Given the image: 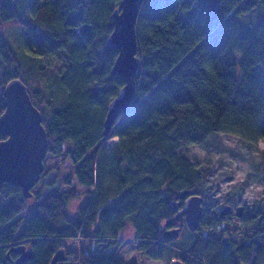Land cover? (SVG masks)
I'll return each instance as SVG.
<instances>
[{"label": "trees", "instance_id": "16d2710c", "mask_svg": "<svg viewBox=\"0 0 264 264\" xmlns=\"http://www.w3.org/2000/svg\"><path fill=\"white\" fill-rule=\"evenodd\" d=\"M120 1L0 0V115L5 86L21 79L42 114L47 154L65 152L73 177L87 187L86 200L71 218L68 202L75 190L61 195L39 190L26 197L21 186L3 183L0 264H16L19 254L8 256V250L20 244L35 253L22 264H49L61 249L77 264H125L117 249L127 225L146 256L219 264L202 257L217 243L213 238L184 224L182 232L197 238L178 252V239L163 241V226L186 198L180 197L184 189L204 197L200 224L222 223V217L205 212L211 190L205 183L214 166L193 164L186 147L220 132L238 135L249 146L264 139V73L254 68L264 63V24L254 35H242L237 19L229 16L264 0H143L136 24L142 66L135 97L104 135L108 104L124 84L123 77L111 74L118 51L106 45ZM86 23L89 30L83 29ZM10 27L25 33L23 46H12L6 33ZM110 135L119 137L113 147L103 143ZM6 137L0 132V141ZM108 177L115 187L103 193ZM249 177L238 189H245ZM242 225L254 232L245 238L250 242L246 259L230 248L234 264H264V258L258 262L264 250V209L246 211ZM68 240L83 243L68 246ZM100 242L107 244L98 248ZM219 244L225 247L224 240Z\"/></svg>", "mask_w": 264, "mask_h": 264}, {"label": "rangeland", "instance_id": "374dc122", "mask_svg": "<svg viewBox=\"0 0 264 264\" xmlns=\"http://www.w3.org/2000/svg\"><path fill=\"white\" fill-rule=\"evenodd\" d=\"M15 1L18 2L20 0ZM229 16L239 22L240 34L254 35L258 26L264 24V5L258 3L243 13L233 11ZM20 30V27H10L6 30L7 37L13 47L25 44V33L20 32ZM235 57L240 60V51H235ZM46 62L50 63L51 58H47ZM254 68L264 73V63H259ZM118 141L119 137L117 135H110L103 143L108 147H113ZM263 145L264 139H260L255 145L249 146L238 135L220 132L211 135L205 143L192 144L186 147L185 154L193 164L200 166L205 162H209L214 166V170L205 183L211 187L210 192H208L210 193L209 199L206 200L208 202L206 213L216 218L221 217L219 215L220 209L226 204L232 205L234 210L236 206L244 205L249 213L264 209V181L261 180V176L264 174V166L260 164L262 159L261 152L264 151ZM257 168H260V170ZM250 173L252 175L249 177ZM73 176V163L65 152L62 155L48 153L45 158L44 174L33 188V191L42 190L43 193L52 191L61 195L66 191L75 190L76 197L68 202L69 215L71 218H75L78 214L79 205L87 198V187L79 184ZM248 177L249 183L241 191L238 186L242 185ZM114 187L115 183L111 177H108L103 193L113 190ZM244 214L245 212L242 216H237L236 212L226 214L222 216L221 225L216 227L207 228L200 224L197 230H201L203 235L217 241V243H213L212 249L206 248L202 256L203 259L213 257L219 264H234L235 254L230 252L233 248L245 259L248 257L250 242L245 240V238L252 235L254 231H247L243 227L242 217ZM120 238L122 243L117 249V255L124 260L125 264H169L167 259H154L139 251L130 225H127ZM196 238V233L181 231L180 237L177 239L182 246H180V249L174 248L175 251L181 252L191 247ZM225 238L228 244L226 245L225 243L224 248H219V241ZM241 242L244 244L241 245ZM82 243L79 240L76 242L67 241L68 246L75 247ZM105 244L107 242H100L98 248L103 247ZM263 258L264 250L261 252L258 262L262 261ZM57 264L77 263L67 260L60 261Z\"/></svg>", "mask_w": 264, "mask_h": 264}, {"label": "water", "instance_id": "95a60500", "mask_svg": "<svg viewBox=\"0 0 264 264\" xmlns=\"http://www.w3.org/2000/svg\"><path fill=\"white\" fill-rule=\"evenodd\" d=\"M251 0H245L249 3ZM143 0H121L113 10V30L106 39L109 48L116 49L118 54L111 66V74L121 76L124 84L110 100L104 120V135H109L120 115L126 112L133 103L137 78L142 66L138 54L139 40L137 33V18ZM90 24L83 25L89 30ZM4 111L0 115V132L7 137L0 141V187L3 183L19 185L24 196L33 195V188L40 181L45 169L48 136L42 122V114L33 103L25 83L16 78L10 81L4 89ZM175 205L176 214L167 220L163 228V241H171L180 237L184 224L189 230L195 231L200 226L204 213V197L200 194H190V189L180 192ZM183 204V205H182ZM233 206L224 205L219 212L222 217L231 213ZM244 205L235 207L237 216H242ZM175 224L173 227H167ZM226 245L227 239H224ZM19 255L14 260L22 264L34 257V250L26 244L13 246L8 250ZM69 255L64 249L57 251L49 264H57L67 260ZM10 260H13L10 257ZM169 264H186L180 259H173Z\"/></svg>", "mask_w": 264, "mask_h": 264}, {"label": "flooded vegetation", "instance_id": "af4514ba", "mask_svg": "<svg viewBox=\"0 0 264 264\" xmlns=\"http://www.w3.org/2000/svg\"><path fill=\"white\" fill-rule=\"evenodd\" d=\"M247 210H246V207H245V211L244 212H246ZM235 212V210L233 209L232 211H231V213L230 214H233ZM175 224H170V225H168L167 227H173ZM163 228H164V226H163Z\"/></svg>", "mask_w": 264, "mask_h": 264}, {"label": "bare ground", "instance_id": "6f19581e", "mask_svg": "<svg viewBox=\"0 0 264 264\" xmlns=\"http://www.w3.org/2000/svg\"><path fill=\"white\" fill-rule=\"evenodd\" d=\"M264 148V145L262 146ZM175 259V258H174ZM65 261V260H64Z\"/></svg>", "mask_w": 264, "mask_h": 264}]
</instances>
